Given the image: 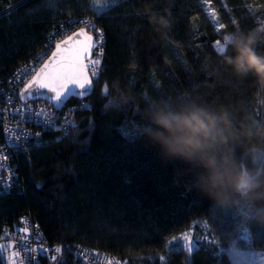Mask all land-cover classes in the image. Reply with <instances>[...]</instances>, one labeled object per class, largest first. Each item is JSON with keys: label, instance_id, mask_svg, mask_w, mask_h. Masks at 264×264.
I'll return each instance as SVG.
<instances>
[{"label": "trees", "instance_id": "16d2710c", "mask_svg": "<svg viewBox=\"0 0 264 264\" xmlns=\"http://www.w3.org/2000/svg\"><path fill=\"white\" fill-rule=\"evenodd\" d=\"M144 2L117 0L97 14L107 0H0V88L60 24L88 20L104 40L92 94L66 103L74 107L68 134L44 131L38 147L17 155L18 177L0 194V233L29 215L50 244L92 247L128 264H233L223 251L231 243L264 250L256 220L264 208V89L232 72L224 42L253 31L264 56V0H151L169 16L163 36L137 14ZM194 109L227 112L251 133L230 145L240 178L258 181L248 200L215 203L199 190L200 168L165 157L146 137L154 113ZM195 226L191 253L169 246ZM48 264L78 263L63 252Z\"/></svg>", "mask_w": 264, "mask_h": 264}, {"label": "clouds", "instance_id": "9594fccd", "mask_svg": "<svg viewBox=\"0 0 264 264\" xmlns=\"http://www.w3.org/2000/svg\"><path fill=\"white\" fill-rule=\"evenodd\" d=\"M151 0H145L137 10L145 16L154 31L161 36L167 33L171 22L167 14L153 10ZM257 33L235 32L227 35L225 51L231 47L234 55L225 63L238 77L252 76L264 89V56L256 51ZM155 130L148 129L145 135L168 158L194 164L202 170L198 178L199 190L221 206H230L233 197L248 200L258 188L257 179L251 174L240 178L231 160V143L242 136L251 135L247 130H238L227 112H210L194 109L178 113H154L151 116ZM257 150H253L255 155ZM256 220L264 224V208L257 211Z\"/></svg>", "mask_w": 264, "mask_h": 264}, {"label": "built area", "instance_id": "2783aa9c", "mask_svg": "<svg viewBox=\"0 0 264 264\" xmlns=\"http://www.w3.org/2000/svg\"><path fill=\"white\" fill-rule=\"evenodd\" d=\"M84 28L95 37L97 46L91 58L87 61L99 60V65L90 76H96L101 64L104 40L102 32L88 20H79L78 23L69 22L67 26L60 24L55 34L39 53L15 68L7 78V87L0 88V128L2 131V145L0 151V194H9L17 175V155L38 147L44 131H58L63 135L68 134L73 125L70 115L74 107L66 105L59 111L44 101L20 102L18 93L26 82L34 75L52 52L56 43L74 31ZM5 244L9 245L6 246ZM23 245H28V250H22ZM0 247H3L0 261L2 264H48L67 252L78 264H128L117 256L88 246L75 244H50L42 231L29 215L19 218V223L13 228L6 227L0 233ZM60 248V252L55 251ZM34 249V251L32 250ZM16 255V260L12 254ZM55 257V259H53Z\"/></svg>", "mask_w": 264, "mask_h": 264}, {"label": "snow or ice", "instance_id": "6c2138e0", "mask_svg": "<svg viewBox=\"0 0 264 264\" xmlns=\"http://www.w3.org/2000/svg\"><path fill=\"white\" fill-rule=\"evenodd\" d=\"M117 3V0H107V3L103 8L97 9V14L110 7L111 5ZM80 37H83L81 40ZM97 44L93 42L92 37L88 36L83 30L76 33L74 36H69L68 39L63 40L62 43L56 45V51L52 54V59L41 68L32 80L26 86L24 92L21 95L23 99L26 95H31L30 90L32 89H48L49 91H55L53 87L54 84H59L62 89H68V96L77 95L85 96L87 95L89 89L86 87L89 83L88 76L86 75V69L91 66L92 74L95 75L94 69L99 65L100 61L97 59L95 61H89L87 64L85 61L88 60L89 53L92 48L96 47ZM219 50V43L217 44ZM69 85H74L75 87H69ZM83 89L81 92H77L76 88ZM42 93L36 94L34 98H40ZM62 93L56 92L55 99L63 103L61 100ZM48 99H51L50 97ZM59 107L60 105H55ZM3 165H0L2 168ZM183 240H187V236L182 237ZM176 242L175 238L174 241ZM195 244L192 245L194 249ZM5 249L0 247V256H2ZM22 250L27 251L28 245H23ZM34 251V249H32ZM57 253L60 252V248H56ZM55 259V257H53ZM10 264H15L14 261H10Z\"/></svg>", "mask_w": 264, "mask_h": 264}, {"label": "water", "instance_id": "95a60500", "mask_svg": "<svg viewBox=\"0 0 264 264\" xmlns=\"http://www.w3.org/2000/svg\"><path fill=\"white\" fill-rule=\"evenodd\" d=\"M81 30H83L88 36H91L92 37V40L94 43L95 42V37L89 33L86 29L84 28H80L76 31H74L73 33H71L70 35H68L67 37H65L64 39L60 40L57 44H60L63 42V40H66L68 39L69 36H74L76 33L80 32ZM80 39L82 40L83 37H80ZM56 45L54 46L52 52L50 53V55L47 57V59L42 63V65L36 70V72L34 73V75L26 82V84L20 89L19 93H18V98L20 100V102L22 103H27V102H30V101H37V100H40V101H44V102H47L48 104H50L54 110H61L68 101H70L71 99H79V100H83V99H86L88 98L91 94H92V91L94 89V85H93V80H92V77L90 76L89 72H88V69H86V75L88 76V80H89V83L88 85L86 86L89 91L87 93V95L81 97V96H77V95H72V96H68L67 99H64V96H67V92H68V89H62L59 84H54L53 87L55 88V91H49L48 89H32L30 90V93H32L31 95H26L23 99L21 98V95L22 93L24 92L26 86L28 85V83L32 80V78L36 75V73L44 67L45 64H47L51 59H52V54L53 52H55L57 49H56ZM95 49L92 48L90 53H89V57H88V60L91 58L92 54H93V50ZM87 60V61H88ZM87 61H85V63L87 64ZM69 87H75L74 85H69ZM76 91L77 92H81L83 91V89H80V88H76ZM56 92H61L62 93V96H61V100H63V103H60V101H57L55 99L56 97ZM42 93V96L40 98H34L36 94H40ZM51 98V99H48V98ZM59 104L60 106L59 107H56L55 105Z\"/></svg>", "mask_w": 264, "mask_h": 264}, {"label": "rangeland", "instance_id": "374dc122", "mask_svg": "<svg viewBox=\"0 0 264 264\" xmlns=\"http://www.w3.org/2000/svg\"><path fill=\"white\" fill-rule=\"evenodd\" d=\"M212 18L215 19L214 16H212ZM219 49L222 51L224 50L221 46H219ZM195 229L196 226L177 236L175 238L176 242H173L174 239H172L169 246L182 248L187 251L188 254L191 253L193 250L192 245L195 244L194 247H196V237L199 235ZM183 236H187L188 239L183 240ZM243 239H245V236ZM5 245L9 246L7 244ZM223 251L229 256L233 264H264V250H256L249 247L241 248L236 244L231 243L227 248H224ZM12 258L16 260V255L14 253L12 254Z\"/></svg>", "mask_w": 264, "mask_h": 264}]
</instances>
